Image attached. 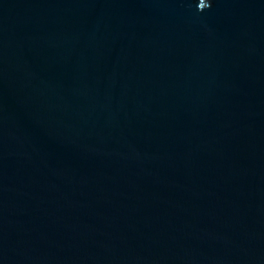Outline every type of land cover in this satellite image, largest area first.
Masks as SVG:
<instances>
[{"label": "water", "instance_id": "1", "mask_svg": "<svg viewBox=\"0 0 264 264\" xmlns=\"http://www.w3.org/2000/svg\"><path fill=\"white\" fill-rule=\"evenodd\" d=\"M0 264H264V0H0Z\"/></svg>", "mask_w": 264, "mask_h": 264}]
</instances>
